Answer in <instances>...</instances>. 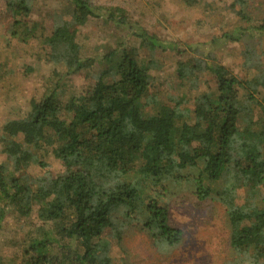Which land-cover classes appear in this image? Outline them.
Masks as SVG:
<instances>
[{
    "label": "trees",
    "instance_id": "16d2710c",
    "mask_svg": "<svg viewBox=\"0 0 264 264\" xmlns=\"http://www.w3.org/2000/svg\"><path fill=\"white\" fill-rule=\"evenodd\" d=\"M58 1L40 35L50 85L0 130V230L8 219L17 233L24 227L19 261L0 255V264H124L110 244L122 249L129 231L174 248L183 234L170 209L185 201L221 203L231 252L264 264V8L254 14L252 0H231L232 19L216 36L183 43L149 33L123 8ZM32 4L5 1L7 32L21 42L41 27L24 20ZM90 18L119 33L99 56L84 55L78 33ZM228 42L240 45L244 75L216 55ZM157 51L177 55L180 94L171 104L153 93ZM77 74L88 79L84 88L62 99L61 84Z\"/></svg>",
    "mask_w": 264,
    "mask_h": 264
},
{
    "label": "rangeland",
    "instance_id": "374dc122",
    "mask_svg": "<svg viewBox=\"0 0 264 264\" xmlns=\"http://www.w3.org/2000/svg\"><path fill=\"white\" fill-rule=\"evenodd\" d=\"M5 1L0 0V130L6 120L19 117L21 107H25L30 98L39 99L50 85L51 65L43 60L45 48L40 35L50 32V14L60 7L58 0H33L24 20L30 23L35 21L41 27L27 41L21 42L7 32L9 11ZM230 1L195 0L188 5L182 0H92L97 5L123 8L132 22L138 23L149 33L183 43L207 42L216 36L220 26L232 19L233 14L226 7ZM252 4L249 12L260 14L264 0H252ZM116 32L110 23L90 18L78 27V33L85 37L87 45L84 55L99 56L107 45L114 44L119 35ZM133 44L136 45L137 41H133ZM215 49L219 51L216 55L221 57L222 63L233 72L244 75L238 55L239 43L228 42ZM147 53L141 51L144 57H148ZM176 56L173 52L157 51L151 57L158 65L153 73L159 85L156 90L153 89V93L156 92L155 99L159 104H171L168 98L179 97L180 86H177L173 77ZM99 68L98 62L92 64V70L98 71ZM205 78L210 83L209 77ZM87 80L78 74L66 77L61 84L64 90L61 98H67L73 91L84 88ZM182 91H185L183 87ZM145 110L152 111L148 108ZM254 115H261L260 109L256 108ZM49 168L55 172L57 166L54 164ZM29 169L36 171L34 165ZM260 194L264 195V186L260 188ZM245 196L246 192L241 189L236 201L244 203L242 198ZM170 216L171 222L181 228L183 234L181 242L174 248L154 245L160 252L158 254L152 250L148 239L138 236L127 240L126 252L112 241L111 253L122 258L124 264H251L241 262L229 248V229L221 203L212 202L207 206L204 202L202 206L195 207L194 202L185 201L173 206ZM34 220L31 214L25 220V225L31 226ZM11 223V219L6 220L0 230V255L6 260L14 259L17 262L21 255V233L24 227L17 233Z\"/></svg>",
    "mask_w": 264,
    "mask_h": 264
},
{
    "label": "crops",
    "instance_id": "0c3cea01",
    "mask_svg": "<svg viewBox=\"0 0 264 264\" xmlns=\"http://www.w3.org/2000/svg\"><path fill=\"white\" fill-rule=\"evenodd\" d=\"M138 236L139 237H144V238H146V239H148L149 240V243H150V246L152 247V250H154L156 253H158V251H157V248H155V246H154V244H153V242H152V240H151V238L146 234V233H143V232H132V231H129V232H127L126 234H124V236H123V238H122V240H121V245H122V249H120V247H119V245H118V247H119V249L121 250V251H123V252H126V242H127V240L128 239H130L131 237H137L138 238ZM183 237V236H182ZM182 240V239H181ZM139 243H140V241H139ZM138 243V244H139ZM158 254H160V252L158 253ZM130 260H128V263H130L129 262Z\"/></svg>",
    "mask_w": 264,
    "mask_h": 264
}]
</instances>
